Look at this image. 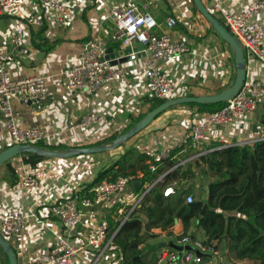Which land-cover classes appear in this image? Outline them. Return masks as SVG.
<instances>
[{"label":"built area","instance_id":"obj_1","mask_svg":"<svg viewBox=\"0 0 264 264\" xmlns=\"http://www.w3.org/2000/svg\"><path fill=\"white\" fill-rule=\"evenodd\" d=\"M202 1L210 14L221 19L222 25L236 38L244 51L247 74L238 92L225 101L222 107L201 115L192 123L167 126L161 133L162 137L155 135L154 144L144 146L142 151L147 156L146 164L150 174L156 173L159 165L166 161L174 162L170 168L157 174L152 182L142 184L138 178L143 176V172L139 171L135 175L104 178L89 189L91 196H80V191H76L64 199L52 201L48 207L49 213L58 220L63 233H56L50 247L39 257V264H78V259L86 248L97 252L96 260L104 261L106 258L109 259L106 260L108 264H117L120 257L110 250L113 235L107 238V225L96 219L91 222L82 220L81 206L103 207L116 197L122 203L126 198L125 191L133 181L140 182L141 187L139 190L133 189L135 192L130 191L133 195L128 198V205L118 207L120 225L128 218L140 214L143 199L156 184L163 185V197L173 196L189 185L191 191L184 195V200L190 203L195 198L192 192L194 181L191 184L187 178H177L166 182L165 175L168 172L178 166L184 168L216 149L243 147L264 140V111L258 119L255 117L259 105H264V18H261L264 17V0H252L239 10H225L220 0ZM26 2L0 0V16L13 15L18 23L11 35L0 43V116L3 117L8 132L4 148L14 145L39 146V143H45L46 131L38 125L21 126L15 119L10 101L16 99L36 107L42 106L50 95L46 78L43 75L14 78L8 66L19 57L29 54V30L41 28L45 23L55 28L72 27L76 14L73 8L78 0ZM196 12L206 23L200 13ZM109 19L110 24L103 34L89 36L81 42L77 59L67 70L66 89L89 96L107 84L127 82L133 75L129 63L140 60L139 68L143 75L138 87L140 99L148 97L164 102L184 95L179 91L178 73L170 67L181 62L185 55L193 53V44L166 30H159L162 25L166 29L174 28L178 25V17L170 14L161 25L146 9L128 4L112 6ZM194 25H190V29L195 31ZM136 43L140 48L135 46ZM108 47L113 51L130 48V52L126 54L128 60L111 64V60L118 61L120 56L107 58ZM251 62L258 66L254 76H249ZM102 119L105 117L96 112L85 113L77 126L84 130L92 129ZM15 186L26 191L39 189L42 184L36 172H28L15 181ZM25 222L26 216L18 208L8 207L0 211V235L6 240L18 235ZM80 227L86 229L83 243L72 238V233ZM169 231L170 241L157 249L155 264L235 262L229 259L215 239L210 240L207 236L199 238L175 227ZM170 243L181 248H175Z\"/></svg>","mask_w":264,"mask_h":264},{"label":"crops","instance_id":"obj_2","mask_svg":"<svg viewBox=\"0 0 264 264\" xmlns=\"http://www.w3.org/2000/svg\"><path fill=\"white\" fill-rule=\"evenodd\" d=\"M26 1L28 3L29 0ZM251 1L220 0L225 10L242 9ZM160 2H162L161 5ZM128 4H133L139 9H146L151 14L154 12L156 15H160L156 17L152 14L161 25L170 14H175L178 17V25L174 28L167 30L162 25L159 30H166L173 36L182 37L193 44V53L185 55L181 62L170 67L171 70L178 73L181 94L187 92L192 95H204L202 91L199 94L189 91V89L197 88L195 80L199 79L198 76H202L204 83L223 69L231 68L227 50L217 51L215 47H206V42L203 40L195 43L194 39H198L199 34L197 35L196 30L190 29V25L204 22L198 15L193 14V11L196 12V10H194L191 0H78L73 8L76 14L72 27L55 28L49 23H45L41 28L29 30L27 35L29 54L19 57L17 61L8 66L14 78L31 75H43L46 78L50 95L42 106L36 107L34 104L16 99L10 101L15 119L21 126L38 125L46 131L45 146L72 147L92 143L105 138L111 132H118L121 127L131 121L130 117L144 112V108L148 107L149 103L140 99L138 95V87L143 80L139 68L140 60L129 63L133 69V75L127 82L107 84L92 95L87 96L78 91H70L65 87L67 70L76 61L81 42L89 36L103 34L106 31L104 27H108L107 25L110 24L109 10L112 6ZM80 20H85L88 25L84 26ZM17 24L13 15L0 16V43L11 35ZM257 68V64L251 62L249 76H254L258 71ZM262 111L264 109L258 110V114L261 115ZM89 112L103 115L105 119L95 124L92 129L84 130L77 126V123L83 114ZM170 118L173 117L170 115L164 117L158 125L164 126V130L167 129L169 120H172ZM193 118L196 120L199 117L194 115ZM162 132L154 131L152 134L154 142H147L144 138L142 141L147 142L145 145L154 144L155 134L161 136ZM7 138L8 132L3 117L0 116V151L5 149L4 143ZM118 157L119 155H116L112 160L114 161ZM10 162L16 168V178L10 179V174L5 171L4 165L0 166V211H4L8 207L18 208L26 216V222L18 235L8 238L7 241L16 253L18 264H39V257L50 247L56 233H63L58 220L49 213L48 207L52 201L64 199L74 192L82 190L95 178L102 167L107 166L94 163L90 154L48 158L39 162L34 168L25 166L20 155L11 158ZM28 172H36L39 175L42 184L39 189L22 191L16 188L15 181ZM193 186L194 188L198 187L195 181ZM205 186L206 184L202 188ZM133 189L132 185L127 187L126 198L122 203L118 202V197H116L103 207L81 206L82 220L91 222L96 219L104 221L107 225L105 213L111 212L113 208L116 211L113 209L112 217L118 220L120 216L117 214V209L122 204L124 206L129 204L127 201L133 195L130 192ZM173 227L183 229L182 223L177 220ZM187 233L199 238L206 237L204 231L196 228L195 225H192ZM85 237L86 229L84 227L77 228L72 233L73 240L78 243H83ZM170 238L169 236V239L162 241L146 239L140 244V247L153 249L149 253L154 257L153 264H155L157 249L160 246H165ZM148 240L149 243H147ZM222 241L223 244L220 241H217V244L222 246L221 248L225 251V242ZM96 253L95 250L86 248L81 253L78 264H108L109 259L96 260ZM0 264H6L5 257L1 253Z\"/></svg>","mask_w":264,"mask_h":264},{"label":"trees","instance_id":"obj_3","mask_svg":"<svg viewBox=\"0 0 264 264\" xmlns=\"http://www.w3.org/2000/svg\"><path fill=\"white\" fill-rule=\"evenodd\" d=\"M220 23L222 24V21ZM144 101L149 103V108L145 112L130 117L129 127L163 102V100L148 97ZM224 103L184 105L205 106L214 111L222 107ZM159 130L161 129H154L157 132ZM119 135L72 147L45 146L43 143L38 145L51 150H67L108 143ZM20 158L25 166L32 168L42 160L48 159L33 152L21 153ZM146 160L147 156L142 150H138L135 144L130 145L108 167L99 170L95 178L80 190V196H91L89 189L104 178L115 179L119 175H135L139 171L143 172V176L138 180L142 184L150 183L157 174L170 168L174 163L166 161L159 165L156 173L150 174ZM3 165L5 171L10 174V179H15L16 168L10 160ZM195 169L200 172L201 177H210V181L205 188L200 189L199 196L197 195L192 202L186 203L184 200V195L191 191V187L185 190L186 185L175 195L163 197L161 192L163 185L156 184L146 194L139 209L146 215L145 221L138 216H133L120 225V221L114 219L113 215L107 216V238L113 235L110 250L120 257L117 264H153L154 257L149 253L153 249L140 247L143 242V232L157 228L167 231L169 235L168 230L175 225V220L182 223L184 232L195 225L196 228L202 229L210 240H224L225 252L231 261L264 264V140L243 147L227 146L216 149L184 168L178 166L168 172L165 175V181L187 178L192 184L196 175ZM113 209L116 211L115 208ZM114 215L116 216V213ZM117 228L118 230L114 233ZM0 250L2 251L1 248ZM2 253L6 264H9L7 256L3 251Z\"/></svg>","mask_w":264,"mask_h":264},{"label":"water","instance_id":"obj_4","mask_svg":"<svg viewBox=\"0 0 264 264\" xmlns=\"http://www.w3.org/2000/svg\"><path fill=\"white\" fill-rule=\"evenodd\" d=\"M192 1L196 11H198L200 15L208 22L211 29H213L219 35V37L227 44V46L233 53L235 76L227 88L223 89L222 91L216 94L185 95V96H178L170 100H166L161 104H159L158 106H156L155 108H153L152 110L148 111L138 122H136L129 130H127L123 134H120L110 145L100 144V145H93L86 147L69 148L67 150H51L45 147L34 146V145H14L12 147H8L0 151V166L6 161L10 160L11 158L20 155L21 153L24 152H33L48 158H66V157H74L79 155L94 154V153L113 150L117 148L122 142L126 141L129 137H132L136 133L143 130L147 125H149L154 120L156 116H158L160 113L164 112L165 110H167L172 106L187 104V103H197V104L220 103V102H225L229 98L236 95L243 81L246 79V74H247L244 51L241 45L236 40V38L229 31L226 30V28L219 22V20L215 16H213L207 11L202 0H192ZM135 46H137V48H140V45L138 43H136ZM107 50H108L107 58L120 56L118 61L111 60V64L113 65L117 64L118 62L121 63V62H126L128 60L126 54L130 52V48L113 51L111 47H108ZM131 185L135 190H139V188L141 187V183L138 181L131 182ZM188 187L189 185L185 187V190L188 189ZM170 245L178 249L181 248L173 243H170ZM0 248L7 256L9 264H18L15 251L9 245L8 241L4 239L1 235H0ZM233 264H249V263L233 262Z\"/></svg>","mask_w":264,"mask_h":264},{"label":"rangeland","instance_id":"obj_5","mask_svg":"<svg viewBox=\"0 0 264 264\" xmlns=\"http://www.w3.org/2000/svg\"><path fill=\"white\" fill-rule=\"evenodd\" d=\"M161 3L162 2H160V5H161ZM157 4H159V3H157ZM194 10H195V8H194ZM152 14L155 15L156 17L160 16V15H156L154 12ZM193 14L198 15L197 12H195V11H193ZM80 21L82 22V24L84 26L88 25L87 24L88 22H86L85 20H83V21L80 20ZM193 24H195L194 26L196 27L197 35L199 34V36H198L199 38L194 39L195 43L203 40L206 42L205 43L206 47H211V48L215 47V49L217 51L227 50L228 54H229L228 62L231 65V68L229 70L223 69L221 72H218V74L216 76H214L213 78H208L204 83L202 80V76L201 77L198 76L199 79L195 80L197 88L189 89V91H191L194 94H199L200 91H202V92H204V95L219 93L223 89L227 88L230 85L231 81L234 79L235 69H234L233 53L228 48L227 44L219 37V35L213 29H211V27L209 26L207 21L204 24L201 22L200 23H193ZM104 29H107V27H104ZM167 30H169V29H167ZM207 53H209V51H207ZM225 63H227L226 60H225ZM196 76H197V74H196ZM204 76H206V75H204ZM198 88H200V89H198ZM185 94H188V93L186 92V93H184V95H181V96H185ZM148 108H149V105H148V107L144 108V112ZM262 109H264V105L260 104L258 110H262ZM208 112H211V109L209 107H205V106H191V105H184V104L172 106V107L168 108L167 110H165L164 112L160 113L158 116H156L154 118V120L149 125H147L143 130L136 133L134 136L129 137L126 141L122 142L117 148H115L113 150H109V151L90 154V155H92L94 163H97V164L100 163L101 166L106 165L108 167L110 165V163H112V161H113L112 158L116 157V155L120 156L130 145L135 144L137 147L140 144V146H138L137 149L143 150L144 145L147 142H154L152 134L154 133L155 128L162 127V125L159 126L158 123L164 117H168L169 115L173 117V118H170L172 120H169L167 126H169V125L170 126H180V125L184 124V122L186 124L192 123L194 121V118H193L194 115L197 117H200L201 115H204ZM255 117L258 119L260 117V115L257 113L255 115ZM130 125H131V121L128 124H126L125 126L121 127L118 130V132H111L106 137H108V136L110 137L112 135L116 136L118 134H123L124 132H126L127 130H129L132 127V126L129 127ZM164 128L165 127L163 126L160 129L163 131ZM143 138L146 139L147 142L142 141ZM158 138L159 137H157V139ZM102 139H98L97 141L102 140ZM114 140H112L108 143H104L103 145H110L113 143ZM102 168H104V167H102ZM195 174L196 175H195V178L193 179V181H195V183H196V185H198V187H195L192 192L194 193V196L197 197L198 193H200L199 189H201L203 185L207 184L210 181V177H208V176L207 177L206 176L201 177L196 169H195ZM105 214H106V217L108 215H113L112 212H106ZM139 216L142 218L143 221L146 220L145 214L140 213V214H138V217ZM167 238L169 239V235H168L167 231H160L159 229H152L151 231H144L143 232V242L146 239H149V240L153 239L151 241H156L157 239H159L162 241V240H167ZM149 240L147 243H149ZM220 242H221V244H223V241H220ZM0 253L3 254L1 250H0Z\"/></svg>","mask_w":264,"mask_h":264}]
</instances>
